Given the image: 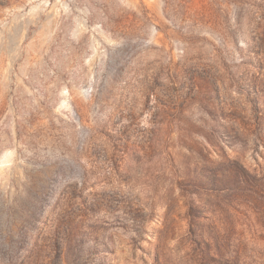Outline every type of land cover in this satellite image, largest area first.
Wrapping results in <instances>:
<instances>
[{"label": "rangeland", "instance_id": "rangeland-1", "mask_svg": "<svg viewBox=\"0 0 264 264\" xmlns=\"http://www.w3.org/2000/svg\"><path fill=\"white\" fill-rule=\"evenodd\" d=\"M0 264H264V0H0Z\"/></svg>", "mask_w": 264, "mask_h": 264}]
</instances>
